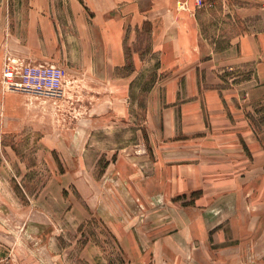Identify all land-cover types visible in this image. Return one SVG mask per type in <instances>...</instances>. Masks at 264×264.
<instances>
[{
    "label": "rangeland",
    "instance_id": "obj_1",
    "mask_svg": "<svg viewBox=\"0 0 264 264\" xmlns=\"http://www.w3.org/2000/svg\"><path fill=\"white\" fill-rule=\"evenodd\" d=\"M18 7L17 0H0V264H264V181L252 182V193L262 191L260 205L209 206L227 191L208 190L189 168L179 184L162 159L154 164L156 157L170 164L186 157L165 151L160 93L148 125V92L161 82L157 59H131L134 51L146 54L148 35L125 47L126 64L99 82L80 75L84 64L19 57ZM196 13L201 37L218 48L264 31V0H204ZM25 66L63 69L59 90L9 86L5 69ZM252 70L247 66L245 75ZM131 72L134 78L118 81ZM252 123L264 142V105ZM201 216L213 253L190 251L202 246Z\"/></svg>",
    "mask_w": 264,
    "mask_h": 264
},
{
    "label": "crops",
    "instance_id": "obj_2",
    "mask_svg": "<svg viewBox=\"0 0 264 264\" xmlns=\"http://www.w3.org/2000/svg\"><path fill=\"white\" fill-rule=\"evenodd\" d=\"M17 1L23 16L19 57L28 63L84 64L80 75L99 82L114 76L126 64L125 47L134 46L142 32L147 34L146 54L134 51L131 59L134 64L157 59L161 82L148 92V125L154 122L160 93L165 151L177 150L186 157L183 164L156 157V167L162 159L165 173L178 172L179 184H186L181 170L189 168L192 180L206 179L201 182L211 187L206 189L227 191L210 198L209 206L228 201L234 206L235 200L244 208L261 204L262 191L252 193V182L264 181V142L254 133L252 117L264 105V31L218 48L201 37L195 0ZM247 66L253 67L249 77ZM133 72L118 81L134 78ZM209 175L237 176V181L221 179L219 184ZM197 220L205 222L204 216ZM209 229L204 223L198 236L202 246H194L191 253H213L205 246Z\"/></svg>",
    "mask_w": 264,
    "mask_h": 264
},
{
    "label": "built area",
    "instance_id": "obj_3",
    "mask_svg": "<svg viewBox=\"0 0 264 264\" xmlns=\"http://www.w3.org/2000/svg\"><path fill=\"white\" fill-rule=\"evenodd\" d=\"M198 7L204 4V0H195ZM64 75V70L54 66L29 67L25 66L21 70H14L7 67L4 77L9 86L18 90H37L56 93L60 87V81Z\"/></svg>",
    "mask_w": 264,
    "mask_h": 264
},
{
    "label": "trees",
    "instance_id": "obj_4",
    "mask_svg": "<svg viewBox=\"0 0 264 264\" xmlns=\"http://www.w3.org/2000/svg\"><path fill=\"white\" fill-rule=\"evenodd\" d=\"M147 28V30H148V27H146Z\"/></svg>",
    "mask_w": 264,
    "mask_h": 264
}]
</instances>
